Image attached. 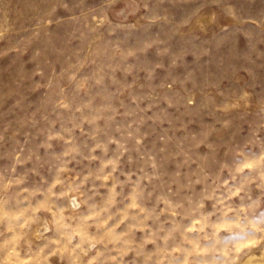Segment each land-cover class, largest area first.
Segmentation results:
<instances>
[{
  "label": "rangeland",
  "instance_id": "374dc122",
  "mask_svg": "<svg viewBox=\"0 0 264 264\" xmlns=\"http://www.w3.org/2000/svg\"><path fill=\"white\" fill-rule=\"evenodd\" d=\"M0 264H264V0H0Z\"/></svg>",
  "mask_w": 264,
  "mask_h": 264
}]
</instances>
